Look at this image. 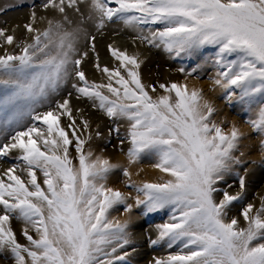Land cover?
Listing matches in <instances>:
<instances>
[{
    "label": "snow or ice",
    "instance_id": "snow-or-ice-1",
    "mask_svg": "<svg viewBox=\"0 0 264 264\" xmlns=\"http://www.w3.org/2000/svg\"><path fill=\"white\" fill-rule=\"evenodd\" d=\"M40 8L59 18H38L33 5L25 36L0 28V158L11 157L0 171V259L133 264L134 214L167 209L148 246L178 250L148 264H264V196L258 207L245 203L248 165L257 164L241 150L247 134L235 122L226 130L229 122L204 89L187 83L213 68L209 91L218 89L247 114L264 157V0H42ZM38 20L46 27H36ZM109 24L131 31L133 46L201 62L175 69L183 81L146 84L141 54L109 44L118 64L101 68L93 31L103 35ZM208 47L215 51L205 55ZM89 52L107 82L87 78ZM73 93L108 119V142L119 141L126 165L94 152L93 136L102 133L99 126L93 133L85 109H73ZM144 160L162 174L157 181L132 179L131 169ZM259 163L264 167V158ZM115 170L129 191L109 184ZM237 203L239 216H230ZM121 208L123 219L112 215Z\"/></svg>",
    "mask_w": 264,
    "mask_h": 264
},
{
    "label": "rangeland",
    "instance_id": "rangeland-1",
    "mask_svg": "<svg viewBox=\"0 0 264 264\" xmlns=\"http://www.w3.org/2000/svg\"><path fill=\"white\" fill-rule=\"evenodd\" d=\"M0 1H2V0H0ZM41 2H42V0H15V2H10L9 5H6V6L3 3H1L0 9H4V11L0 12V28H7L9 31L13 30L14 27H15V30H18L19 28H21L22 32L24 34L21 36L17 35V37L25 36L26 33H25V29H24L23 25L29 21L30 11H31L33 5H35V10H36V13H38V15H37L38 18L40 16H46V17L49 16V17H53V18H59L58 14L53 10L42 11L40 8ZM46 14H48V16ZM69 16H70V18L77 19V17L75 16V14L71 10H69ZM13 22H16V23H13ZM39 22H41V21L38 20L37 25L39 24ZM43 24H44V27H46V22H44ZM93 34L96 35L95 43H96L97 52L99 54V64H100L101 68H103L104 66H107L111 69L116 64H118V62L114 60V58L111 56L110 52L108 51L109 43L112 44L113 46L115 45L116 47H119L120 49L126 48L129 51V53L139 52L142 55L141 58L143 56H146V58H143V60L145 62H147V58L151 57V61L154 59V61L152 63H150V65L145 66V63L142 65L141 72L143 71L142 72L143 81L146 84H148V83L156 84L159 80H160L159 83L170 82L169 80H171V81L172 80L173 81H177V80L183 81L184 77L180 73L176 72L175 69L180 67L182 64L188 68H191V67L195 66L197 63L201 62L199 57H193L190 59H188V58H185V59L177 58V59L173 60V59H170L168 57V55L163 52L162 49L149 48L145 45H140L139 42H137L136 46H133V43H131L132 42L131 37H132L133 33L127 29H123V26L119 25V24H109L106 27V29L104 30L103 35L95 33L94 31H93ZM121 38H123V39H121ZM121 41H122V43H121ZM116 42H117V44H114ZM126 42H128V43H126ZM123 43L127 44V45H125L127 47H121L120 45H122ZM1 51H2V49H0V52ZM214 51L215 50L211 47H208V48H205L202 50V52L205 55H210ZM89 62H91V63H89ZM95 63H96L95 55L93 53L89 52L88 58L83 63V69L86 73L87 78L90 81H95L96 83L107 82L106 77H104V75L101 72L96 71V68L94 67ZM213 72H214L213 68H211L209 66H205L203 73L201 74L199 79L189 78L187 83L189 84L190 80H191V82L196 81L197 83H203V84L205 83L202 86L198 84V87L201 86V88L204 89L206 97L208 99H210L213 102V104L216 106V108L219 110V117H223L229 122V124L225 125L226 130L230 126V124L233 122L231 120L232 117H233V119L237 117L236 120L235 119L234 120L236 122H238V124L237 123L236 124L239 127L241 124H242V126L244 125L245 129L242 132H244V133L248 132L249 136L247 135V138L241 142V150L245 151L247 153V155H246L247 157H245V159H247L248 161H252V160L257 161V164H255V165H252V164L248 165L252 169L253 176H255L257 172L262 175V179H260L261 181L259 183L256 182L255 178H252L253 180L252 179L250 180L248 195H247V198L245 200V203L251 202V203H254L258 207L259 206V196H261V195H259L258 190L252 192L250 187L253 184L255 185V187H259V184H264V167H261L260 163H259V161L262 158H264V157H262L261 151L259 149V139L260 138L257 134L252 133L250 127H249V130H248V128H246V127H248V125L244 123V120L247 119V114L245 112H243L242 110L238 111V109H235L239 105H237V104H233L231 106L228 105L222 99L221 93L218 89L215 92L209 91V86H210L209 77L213 74ZM143 73H144V75H143ZM170 76H171V78H169ZM172 76H176V78L172 77ZM150 77H151V79H150ZM172 78H174L176 80H174ZM177 78H179V79H177ZM71 83H72V81L70 80L66 86L67 90H71ZM66 95H67V91H64L61 93V96L59 98L63 99ZM70 100H71V106L73 107V109H76V108L85 109V111H86L85 115H86V118L91 121L93 133L97 129V126H99V131L102 133V137L97 139L94 135L93 136L94 142L92 141V145H91L93 147V149H95V151H96L95 153L98 155L102 154L106 157L109 155L108 158H110L111 161L113 160V158L114 159L115 158H121L123 163H120V164L126 165V163H127L126 158L121 153L120 149L117 147L119 141L115 138V136H113L110 138V142H108V130H109V127H111L108 119L101 112L94 110L90 107V105L85 104L84 101H82V100L78 101L76 99L74 93H73L72 97H70ZM219 103L221 106H218ZM220 110H221V112H220ZM223 112H225L226 115ZM219 117H217V119H219ZM97 120H100V121L98 122ZM68 123L69 122L67 121L66 118H64L62 120V126H64L66 124L65 125V127H66ZM251 142H253V143H251ZM73 150H74V148H72V154H73ZM124 150L125 151L127 150V144L124 145ZM109 151H111V152H109ZM237 154H239V153H237ZM14 155H15V153H13V156ZM74 155L75 154H73V156ZM10 161H11V157L0 158V171H3L4 168L8 167ZM151 162L152 161L144 160L141 164L136 165L135 166L136 168L140 167L142 169H140V171H139V176L137 175L138 178H137V176L134 177V173H133L132 179L136 182H141L144 180L157 181L161 175L158 174L156 170H155L156 172H154V174L147 176V177H146V174L142 173V171L144 172V169L149 167V164ZM110 177L111 178L113 177L112 179L109 178V184L111 186L119 187L122 191H129V189L125 188L124 185L122 184V181L126 178L122 175V172L120 170H115L114 173ZM41 182H42V180H41ZM228 183L235 184L234 178H228ZM235 190L236 189L234 187L232 189V191L234 192ZM241 207L242 206L239 203H237L233 207V209L230 213V216H239V212H240ZM121 212H122V208L118 211H114L112 213V215L117 216L120 219H123L124 217L120 214ZM134 215L137 216L138 219L134 220L131 231L133 232L134 239L136 241V247H137L138 251L133 257V264H148V262L154 256H157V257L165 256L169 252H176L178 250L175 247L173 249H167L165 247L150 248L148 246L147 237L151 236L153 239H155V237H156V231H155L154 226L156 224H162L166 220H168L169 213H168L167 209H165L159 213H154V214L150 215L148 218L139 217L138 213H135ZM17 224H18V222H16L15 220L12 221V227L14 225H17ZM240 224H241V226L244 225L242 218H240ZM15 231L17 233L19 241L21 243H26L23 236L20 235V231H17L16 229H15ZM8 262L10 263L11 261H8ZM0 264H5L3 259H0Z\"/></svg>",
    "mask_w": 264,
    "mask_h": 264
},
{
    "label": "bare ground",
    "instance_id": "bare-ground-1",
    "mask_svg": "<svg viewBox=\"0 0 264 264\" xmlns=\"http://www.w3.org/2000/svg\"><path fill=\"white\" fill-rule=\"evenodd\" d=\"M10 2H15V0H2V1H0V4L1 3H3L5 6L6 5H9V3ZM20 14V13H19ZM37 15H38V13H37ZM47 16H48V14H46ZM51 15V14H50ZM40 16V15H39ZM49 17V16H48ZM57 17V16H56ZM49 18H53V17H49ZM16 19V18H15ZM13 23H16V22H13ZM44 23V22H43ZM42 22H39V24L37 25H35L36 27H38V28H44V24H43ZM9 34H13V32H12V30H10L9 31ZM16 36L17 35H19V36H21V35H23L24 33L22 32V29L21 28H19L18 30H15V33H14ZM106 35V34H105ZM131 36V35H130ZM112 37V36H111ZM117 38V37H116ZM29 39H30V36H29ZM115 39V38H114ZM121 39H123V38H121ZM130 40V39H129ZM110 41V40H109ZM112 41V40H111ZM115 41V40H114ZM117 41V40H116ZM128 41V40H127ZM118 42V41H117ZM117 42L116 43H114V44H117ZM124 42V41H123ZM121 43H122V41H121ZM126 43H128V42H126ZM132 43V42H131ZM110 44V43H109ZM130 44V43H129ZM125 45H127V44H122V45H120L121 47H127V46H125ZM132 45V44H131ZM115 46V45H114ZM116 47V46H115ZM132 47V46H131ZM141 48V47H140ZM124 49V48H123ZM130 49V48H129ZM3 51V50H2ZM2 51L0 52V54H2ZM131 51V50H130ZM144 51V50H143ZM129 52V51H128ZM142 56V55H141ZM143 58H146V56H143L142 57V59ZM107 59V58H106ZM154 61V59L151 61V57L150 58H147V62H145V66H148V65H150V63H152ZM95 62V61H94ZM101 62V61H100ZM165 62V61H164ZM89 63H91V62H89ZM109 64V63H108ZM86 67V66H85ZM143 72V71H142ZM145 72V71H144ZM89 73V72H88ZM176 73V72H175ZM95 75V74H94ZM93 75V76H94ZM143 75H144V73H143ZM152 75V74H151ZM167 75V74H166ZM175 75V74H174ZM172 77H175L176 78V76H172ZM145 78V77H144ZM147 78V77H146ZM169 78H171V76L169 77ZM150 79H151V77H150ZM172 79H174V78H172ZM177 79H179V78H177ZM174 80H176V79H174ZM149 81V80H148ZM160 81V80H159ZM158 81V82H159ZM169 81H171V80H169ZM173 81V80H172ZM178 81V80H177ZM190 85H189V87H193V86H195V87H198V84L199 85H204L203 83H197L196 81L194 82V81H192L191 82V80H190V83H189ZM200 86V87H201ZM214 95V94H213ZM215 98V97H214ZM216 99V98H215ZM74 100V99H73ZM72 100V101H73ZM79 101V100H78ZM217 102V101H216ZM215 103V102H214ZM221 103V102H220ZM220 103L218 104V106H221L220 105ZM74 104V103H73ZM77 104V103H76ZM84 105V104H83ZM224 105V104H223ZM80 106V105H79ZM78 106V107H79ZM88 109V108H87ZM226 109V108H225ZM235 109H238V111H241V108H240V106H237ZM86 112V111H85ZM220 112H221V110H220ZM224 114H225V112H223ZM226 115V114H225ZM92 116V115H91ZM95 116V115H94ZM98 117V116H97ZM227 117V116H226ZM243 117V116H242ZM228 118V117H227ZM237 118V117H236ZM236 118H234L235 120H236ZM241 118V117H240ZM94 119V118H93ZM233 119V117H232V121L233 122H235V123H237L238 124V122H236L235 120ZM239 119V118H238ZM98 122L100 121V120H97ZM239 121V120H238ZM94 123V122H93ZM66 125V124H65ZM64 125V126H65ZM246 126V125H245ZM240 130L241 131H244V129H245V127H244V125L242 126V124L240 125ZM246 128H248V130H249V126L248 127H246ZM250 132V131H249ZM247 135H248V132L246 133ZM249 136V135H248ZM251 138V137H250ZM94 142V141H93ZM251 143H253V142H251ZM95 145V144H94ZM95 147V146H94ZM93 148V147H92ZM94 150V152H96L95 151V149H93ZM109 152H111V151H109ZM108 152V153H109ZM73 154H75V151L73 150ZM107 154V153H106ZM113 155V154H112ZM115 155V154H114ZM256 155V154H255ZM109 156V155H108ZM107 156V157H108ZM112 157V156H111ZM117 157V156H116ZM247 157V156H246ZM110 159V158H109ZM112 162L113 163H123L122 162V159L121 158H113V160H112ZM140 169H142V168H140V167H138V168H136V167H133L132 169H131V171L134 173V177H136L137 176V172H139L140 171ZM157 171V170H156ZM155 171V169H152L151 167H148V168H146V169H144V172L142 171V173L143 174H146V177L147 176H150V175H152V174H154V172H156ZM157 173L158 174H160V175H162L161 173H159L158 171H157ZM139 176V175H138ZM138 176H137V178H138ZM111 178V177H110ZM113 178V177H112ZM111 178V179H112ZM116 178V177H115ZM252 178H255V180H256V182H260L261 180L260 179H262V175L260 174V173H256V175L255 176H252ZM139 180V179H138ZM253 180V179H252ZM115 185V184H114ZM251 191L253 192V191H256V190H258L259 191V195H261V196H264V184H259V187H255V185L253 184V185H251ZM257 194V193H256ZM257 202V201H256ZM133 226V225H132ZM13 229L15 230H17V231H20L21 230V225H20V223H18L17 225H14L13 226ZM139 236V235H138ZM136 237V236H135ZM140 240V239H139ZM138 243V242H137ZM141 249V248H140ZM143 250V249H142ZM7 264H11V262L9 263H7Z\"/></svg>",
    "mask_w": 264,
    "mask_h": 264
}]
</instances>
